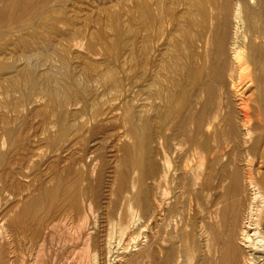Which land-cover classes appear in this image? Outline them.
<instances>
[{
    "label": "rangeland",
    "instance_id": "374dc122",
    "mask_svg": "<svg viewBox=\"0 0 264 264\" xmlns=\"http://www.w3.org/2000/svg\"><path fill=\"white\" fill-rule=\"evenodd\" d=\"M198 2L0 3V229L13 240L0 238L2 262L40 264L55 254L57 264H154V180L172 147L168 201L179 214L168 230L169 264H199V184L176 188V146L201 138L184 122L196 82L183 79L188 49L200 59L197 31L211 24ZM260 88L252 125L263 128ZM84 219L89 251L67 243L60 222L75 234Z\"/></svg>",
    "mask_w": 264,
    "mask_h": 264
},
{
    "label": "bare ground",
    "instance_id": "6f19581e",
    "mask_svg": "<svg viewBox=\"0 0 264 264\" xmlns=\"http://www.w3.org/2000/svg\"><path fill=\"white\" fill-rule=\"evenodd\" d=\"M197 4L211 24L197 31L196 40L202 47L198 63H194L189 49L186 53L183 79L192 78L196 87L191 100L195 110L188 113L184 122L194 125L201 138L197 143L187 141L186 147L177 144L180 162L176 188L183 194L191 184H199V264H264V127L252 125L256 109L261 107L258 89L261 87L264 93V0H199ZM208 6H212L216 16L208 14ZM189 33L186 29L191 41ZM165 148L164 171L159 174L157 170L154 180L150 235L154 264H161L159 252L165 256L162 264H169L175 255L168 251V230L176 214V208L168 201L172 147L170 154ZM60 222L65 241L78 240L89 251L91 235L85 232L86 219L78 224L75 234L70 232L67 220ZM57 224L47 227L55 232ZM3 235L12 245L7 229H0V238ZM50 237L55 238L52 232ZM54 255H47L51 257L49 261L41 258L40 264H57ZM12 258H8V264H14ZM0 264L6 262L0 260Z\"/></svg>",
    "mask_w": 264,
    "mask_h": 264
}]
</instances>
